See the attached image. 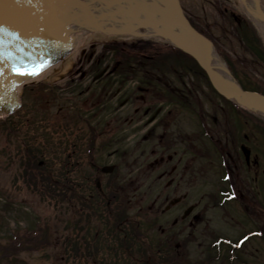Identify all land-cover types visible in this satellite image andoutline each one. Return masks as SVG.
I'll list each match as a JSON object with an SVG mask.
<instances>
[{
  "label": "rangeland",
  "instance_id": "1",
  "mask_svg": "<svg viewBox=\"0 0 264 264\" xmlns=\"http://www.w3.org/2000/svg\"><path fill=\"white\" fill-rule=\"evenodd\" d=\"M181 1L186 12L199 22L214 40L232 54L245 59L248 67L256 77L264 80V65H261L246 48L236 25L232 21L227 20L217 5L218 1H227L235 7L243 9V4L240 0ZM140 41L141 38L107 36L101 33L86 36L78 45L77 53L73 57L75 62L71 61L69 62L70 66L67 65V68H73L77 72L73 78H68V84L70 85L67 88L62 87L66 83L65 80L58 81L52 86V88L56 87V91L47 82L45 84L40 81L30 82L24 88L23 106L20 110L7 117L6 120L0 118V244L7 243L10 234L17 232V230L32 231L38 228H41L40 235L46 237L49 242L47 246L37 251H22L18 254V258L14 260H10V258L4 259L0 264H217L209 260L202 263L201 260L197 259L195 257L197 249H194L193 243L190 242L184 241L181 244L183 248H180L179 253L177 247L178 239H182V233L172 223L171 215H169L172 211L168 213V221L165 223L167 227H164L161 220L165 228L162 230L158 225L160 222L156 224V219L159 217L157 210L154 209V211L150 212L147 208V203L151 202L157 195L162 193V201H164L165 196H168L166 203H170L176 193L175 180L171 182L172 187H168V174L163 175L165 177H159V171H162V169L151 161L155 156H159L162 145H167L165 144L166 140L169 144L173 142L169 151V153H173L177 125L197 121V118L195 113L190 110L184 109L181 112L179 107L169 101V97L157 92L153 93L151 88L146 89L145 95L142 92L146 101H143L140 98L141 96L136 97L138 92L135 90L138 84L136 83L134 86L131 80L134 79L132 82H136V78H140L143 83L142 77H144V74L138 70L135 62H129L128 66H118L117 70L112 71L116 60L124 57L123 48L134 51L135 45H140ZM115 44L116 48L110 47ZM135 51H139V49ZM98 58L102 60V63H108L107 67L111 71L109 77L115 80L108 91L100 92L99 83H94L93 81L95 74L89 68L94 60ZM82 59L84 62H81ZM78 67L83 70L78 71ZM127 69L133 71L130 74H125L128 75L126 77L128 80L125 84H122L124 75L121 73ZM83 73L87 74L83 75ZM183 76L184 81L189 83V77ZM117 80L119 83H116ZM169 80L172 81L171 86L173 88L180 87L179 80L175 79L172 74L169 76ZM48 86L49 88H47ZM86 86L90 88H86ZM118 87L120 88L118 89ZM81 91L82 93L79 94ZM69 96L74 97V100L78 101L76 108H79L80 105L82 106V113L86 108H91L87 113H84V116L94 109L92 106L103 108L96 115L97 125H106L109 117L107 114L110 112L114 113L115 119L110 120L107 125H125L119 132L124 131L126 133L124 137L129 140L126 141L127 147L124 142L114 143L109 148L105 146L101 162L108 163L111 159H115L114 161H117L118 166L117 170L112 172V175L118 173V175H121L120 180L123 183L132 182L133 190L136 189L134 193H131L133 200L129 204V211L127 207L124 208L125 212L128 211V213L123 218H119V223L126 228L125 217L133 219L134 215H137V221L140 226L138 228L139 232L142 231L145 237L144 239L143 236L140 237V247L136 248L134 246L129 251L125 250V253L117 251L116 253H108L111 251L106 247L107 244L102 241L98 243L102 247H100L99 251L103 249L101 256H86L83 252V245L80 243L83 239L81 233L83 227H78L77 224H74V232L78 230L77 240L79 241V247L77 252L72 251L73 247L70 245V239L73 238V235L71 236V230L67 228V225L70 222L77 223L76 218L80 216L76 210L70 209L67 199L65 200L64 190H55L53 196H48L43 194V191H39L36 186L32 187L34 185L26 183V178L28 181L33 178L32 172L26 171L30 158H33L36 164L41 161V164L37 166L39 171L49 170L55 175L57 174L56 170H59L58 174L63 170V156H65L63 140L67 136L66 126L72 125L73 136L76 137V132L74 131L78 125L76 122H84L81 115L79 116L73 106H71L75 104V101H70ZM200 96L202 100H206L204 93L197 95L199 99ZM105 101H107L106 104ZM121 101L125 102L121 103ZM147 105L152 106L151 112L159 107H161V112L164 109L166 111L161 114V118L155 124H150L148 121L149 114L144 111ZM214 106L213 104L208 106L206 102L202 101V104L197 106V108L198 112L201 109H205V113L213 115L217 111L215 115L219 122H228L229 116H234L235 122L231 123L245 125V118H242L241 115L238 116V114H231L228 111L229 106H227L226 114ZM90 115L88 116L90 117ZM117 115L119 117H116ZM69 120H73V122H69ZM230 120L234 121L233 119ZM160 122L162 124H159ZM82 124L79 122L80 126ZM86 124L84 123V125ZM147 125H167L165 127L167 136L161 141L157 135H152L150 139H147L148 132H145ZM248 125L251 124L248 122ZM183 131L185 133L192 132L185 125H183ZM106 134L101 135L104 139V141L101 140L103 143L105 142V137H107ZM185 137H191V134L189 136L185 135ZM77 147L78 145L75 146L76 150ZM114 147L121 151L111 150ZM34 150L39 153H35ZM27 152L30 154L25 155ZM26 158V165H24L21 161L23 159L25 161ZM172 163L174 161L168 164L167 170L170 169ZM187 163H190V161L188 160ZM35 166L33 165V168ZM78 166L75 167L77 168ZM81 168L87 169V166L85 164L80 165L76 170ZM54 177L57 179L56 175ZM191 185L192 180L189 177L185 180V187H190ZM139 186L140 188L137 189L136 187ZM149 186L152 189L145 194L144 191ZM56 188H58L57 185ZM81 219H84V217ZM85 220L91 222L92 215L89 213ZM92 227L93 230L101 228L95 223ZM169 227L172 228V231H168ZM146 230H148V233ZM186 233L187 231L183 232V234ZM159 246L163 248L162 253H157L159 255L157 256L152 251L159 248ZM166 250H168V257H165Z\"/></svg>",
  "mask_w": 264,
  "mask_h": 264
},
{
  "label": "flooded vegetation",
  "instance_id": "2",
  "mask_svg": "<svg viewBox=\"0 0 264 264\" xmlns=\"http://www.w3.org/2000/svg\"><path fill=\"white\" fill-rule=\"evenodd\" d=\"M157 60L160 62V59ZM96 62L101 64L100 60ZM120 64L121 61L116 60L112 71L117 70ZM101 70L103 73L98 80H103L100 88L104 91L112 84V79L109 78L111 71L105 67ZM157 77L166 87L167 81ZM191 78L189 83L179 79L181 86L176 90L181 100L198 89H207L208 101L214 102L212 97L215 94L209 89L204 76L192 74ZM164 92L166 90H159V93ZM218 106L225 110L221 104ZM148 107L150 106L147 105V110H144L149 114L148 121L156 113L157 122L160 112L150 114ZM147 126V139L157 135L161 141L167 136V125ZM185 126L192 132L185 133L183 125H177L173 153H169L173 142L169 144L166 140L167 145H162L159 156L151 161L161 167L159 177L168 174V187H172L173 180L176 183L174 204L166 203L168 196L162 201V193L147 203L150 212L154 209L158 212L156 224L160 222V228L165 229L168 213L172 211L169 214L172 223L182 233V239H178L179 253L184 241L193 243V248L197 249L195 257L202 263L209 260L217 264H264V125L200 122ZM119 127L120 125H77L78 130L74 129L76 137L73 136L72 125L67 127L64 147L67 162L65 192L69 207L79 209L81 218L84 217V225L89 223L85 220L89 213L96 223L103 216L115 223L128 213L129 204L133 200L131 193L136 189L133 190L132 182L123 183L118 173H110L108 176V173L102 171L105 164H116L114 171L118 166L115 159L108 163L101 162L105 146L109 148L114 143L124 142L127 147L126 141L129 140L124 137V131L118 133ZM105 133L107 137L103 143L101 135ZM189 134L191 137L186 138L185 135ZM169 136L172 137L170 134ZM111 150L120 149L114 147ZM188 160L190 163H187ZM172 161L174 163L167 170ZM84 164L87 169L76 170ZM189 177L192 185L185 187V180ZM136 188L139 189L140 186ZM151 189V186L147 187L144 193L147 194ZM126 207L127 212L124 209ZM125 219L130 231L140 228L137 215L133 219L127 216ZM169 230L172 231V228L169 227ZM184 231L187 233L183 234ZM104 236L107 238L109 235ZM132 236V242L137 247L140 237L145 238L142 231L133 233ZM162 248L159 246L152 253L159 256L157 253H162ZM167 251L165 257H168Z\"/></svg>",
  "mask_w": 264,
  "mask_h": 264
},
{
  "label": "water",
  "instance_id": "3",
  "mask_svg": "<svg viewBox=\"0 0 264 264\" xmlns=\"http://www.w3.org/2000/svg\"><path fill=\"white\" fill-rule=\"evenodd\" d=\"M116 9L129 16L122 22L137 23L130 29L110 25L107 20H119ZM259 17L264 20V13ZM140 27H153L196 58L221 94L264 111L263 94L244 90L213 68L212 42L191 25L179 0H0V115L20 106L18 87L33 76L16 69L65 59L81 38L77 30L125 33Z\"/></svg>",
  "mask_w": 264,
  "mask_h": 264
},
{
  "label": "bare ground",
  "instance_id": "4",
  "mask_svg": "<svg viewBox=\"0 0 264 264\" xmlns=\"http://www.w3.org/2000/svg\"><path fill=\"white\" fill-rule=\"evenodd\" d=\"M244 7H245V10L247 11V13L255 21V23L258 25V27L260 28V30L264 34V20L259 17V14H261L262 12L264 13V0H244ZM77 34H81V38L76 40L77 41L76 45L78 46L79 43L81 42V40L86 38V36H85L86 34L84 32L82 33V30H77ZM87 34H89V33H87ZM213 67L221 77H224L228 80L232 79V77L229 74L224 62L220 58H213ZM52 68H50L49 70H46L45 73L42 72L43 74L31 76L25 80L31 81V80L39 79L43 76H46L47 74L49 75L52 71ZM18 91H20V93L23 91V85L18 87ZM252 107H254L256 110H258L259 112L264 114V111L262 109H260L256 106H252Z\"/></svg>",
  "mask_w": 264,
  "mask_h": 264
},
{
  "label": "trees",
  "instance_id": "5",
  "mask_svg": "<svg viewBox=\"0 0 264 264\" xmlns=\"http://www.w3.org/2000/svg\"><path fill=\"white\" fill-rule=\"evenodd\" d=\"M254 38L256 40V43L258 44V47L255 48L254 53L259 60L264 62V46L262 40L259 36L256 35V33L254 34ZM174 51H176L179 55L181 54L184 55L179 50H174ZM169 52L171 51L169 50ZM243 85L247 88L249 87L258 88L259 90L264 92V87H260V86L258 87L256 84L245 82ZM37 239L38 238H33V237L27 238L26 242L30 244L29 248L40 247L42 242ZM20 249H21L20 243L18 242V240L17 241L15 240V237L10 238V241L7 244H0V262L4 259H8L9 257L10 260L16 259L17 254L20 252Z\"/></svg>",
  "mask_w": 264,
  "mask_h": 264
},
{
  "label": "snow or ice",
  "instance_id": "6",
  "mask_svg": "<svg viewBox=\"0 0 264 264\" xmlns=\"http://www.w3.org/2000/svg\"><path fill=\"white\" fill-rule=\"evenodd\" d=\"M47 67V64L41 62L39 64L35 65H29L26 68H17V72L21 75H39L40 72L44 70V68Z\"/></svg>",
  "mask_w": 264,
  "mask_h": 264
}]
</instances>
